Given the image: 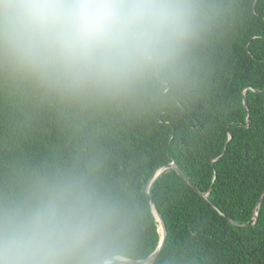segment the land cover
<instances>
[{
	"label": "clouds",
	"instance_id": "clouds-1",
	"mask_svg": "<svg viewBox=\"0 0 264 264\" xmlns=\"http://www.w3.org/2000/svg\"><path fill=\"white\" fill-rule=\"evenodd\" d=\"M240 0H0L12 132L54 117L69 148L0 172V264H139L151 213L97 129L206 101ZM156 264H203L172 241Z\"/></svg>",
	"mask_w": 264,
	"mask_h": 264
},
{
	"label": "trees",
	"instance_id": "trees-1",
	"mask_svg": "<svg viewBox=\"0 0 264 264\" xmlns=\"http://www.w3.org/2000/svg\"><path fill=\"white\" fill-rule=\"evenodd\" d=\"M217 63L206 101L191 114L96 130L116 174L133 177L150 210L142 260L160 241L145 188L159 169L174 163L184 178L168 169L150 186L168 231L164 250L177 241L198 249L203 264H264V199L257 206L264 193V0H240ZM13 111L0 96V172L19 160L47 161L69 148V133L54 117L32 121L27 138L20 139L12 132ZM185 179L200 193L210 192L208 199Z\"/></svg>",
	"mask_w": 264,
	"mask_h": 264
},
{
	"label": "water",
	"instance_id": "water-1",
	"mask_svg": "<svg viewBox=\"0 0 264 264\" xmlns=\"http://www.w3.org/2000/svg\"><path fill=\"white\" fill-rule=\"evenodd\" d=\"M245 107L247 108V103L245 102ZM168 169H175L176 172L182 177L184 178V176L181 174V172L177 169L176 165L174 163H171L169 164L168 166H164L162 167L161 169H159L149 180L146 188H145V191H146V194L149 196L150 198V204H151V207H152V211H153V214L156 218V221L158 223V231H159V234H160V241H159V245L157 247V249L154 251V253H152L147 259L145 260H141L139 262V264H154L155 261L157 260V258L159 257V255L161 254V252L164 250V247H165V244H166V241H167V237H168V231H167V227H166V224L164 222V219L163 217L160 215L159 211L157 210L156 208V205L155 203L153 202V199L150 197V186H151V183L162 173L164 172L165 170H168ZM186 180V179H185ZM186 182L193 188L195 189L201 196H203L205 199H208V196H209V193H206V194H202L200 193L196 187L194 185H192L188 180H186ZM264 199V193L263 195L261 196L260 198V201L258 203L257 206H260V204L262 203ZM256 218H257V213H255V223H256ZM254 223V224H255ZM234 224H237V223H234ZM239 225V224H237ZM243 226H246V225H243Z\"/></svg>",
	"mask_w": 264,
	"mask_h": 264
}]
</instances>
